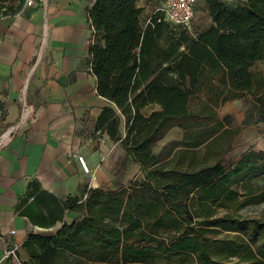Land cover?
Here are the masks:
<instances>
[{"label":"trees","instance_id":"trees-1","mask_svg":"<svg viewBox=\"0 0 264 264\" xmlns=\"http://www.w3.org/2000/svg\"><path fill=\"white\" fill-rule=\"evenodd\" d=\"M138 1H95L90 57L98 94L113 103L96 132L120 143L144 178L66 200L31 182L17 212L40 228L63 225L28 236L25 264H264V209L241 213L264 205V150L229 165L202 155L231 127L225 104L249 98L245 123L264 124V71H253L264 63V0H205L210 22L199 31L160 11L144 22ZM25 3L0 0V17ZM175 127L182 139L156 153ZM67 212L81 217L67 223Z\"/></svg>","mask_w":264,"mask_h":264},{"label":"crops","instance_id":"crops-1","mask_svg":"<svg viewBox=\"0 0 264 264\" xmlns=\"http://www.w3.org/2000/svg\"><path fill=\"white\" fill-rule=\"evenodd\" d=\"M95 1L34 0L17 14L0 17V136H11L0 149V261L9 244L17 247V259L0 264H25L28 236L52 235L63 225L40 228L17 212L31 182L62 200L86 186L111 190L106 183L117 161L127 157L120 143L96 132L100 114L113 103L98 94L91 69L88 14ZM165 2L139 0L142 21L148 22ZM201 7L205 20L197 23L199 28L210 22L205 0H198L197 11ZM25 113L28 120L20 123ZM79 155L87 159L91 174L82 171ZM80 217L67 212L65 221Z\"/></svg>","mask_w":264,"mask_h":264},{"label":"rangeland","instance_id":"rangeland-1","mask_svg":"<svg viewBox=\"0 0 264 264\" xmlns=\"http://www.w3.org/2000/svg\"><path fill=\"white\" fill-rule=\"evenodd\" d=\"M198 13V14H197ZM196 13V18L193 23V29L199 31L197 26L200 21L205 20L203 7ZM253 71H264V63H257ZM249 99L235 101L226 104L220 108V116L222 118L230 117L232 120L231 127L227 130L224 136L215 144L203 151V156L208 160H213L219 155H223V162L227 165L235 162L240 154L248 149L261 150L264 149V124H247L245 120L252 109ZM155 106L147 107L143 110L144 114H149L154 110ZM183 137L182 130L175 127L173 128L166 138L160 141L154 148L156 153H160L175 141H180ZM230 150V151H227ZM179 151L176 149L173 154L166 160V165L173 166L174 153ZM226 153V154H225ZM179 156L176 161L179 160ZM175 161V162H176ZM168 163V164H167ZM171 163V165H169ZM175 164V163H174ZM144 173L142 169L135 164L129 157L119 159L115 165L110 182L106 183L107 188H119L126 186L134 180H143ZM264 205H252L241 213L249 217H257L261 215Z\"/></svg>","mask_w":264,"mask_h":264},{"label":"built area","instance_id":"built-area-1","mask_svg":"<svg viewBox=\"0 0 264 264\" xmlns=\"http://www.w3.org/2000/svg\"><path fill=\"white\" fill-rule=\"evenodd\" d=\"M34 0H26V5L32 6ZM198 0H166L165 6L160 10L164 14V19L171 26L175 28L187 29L189 31L193 30V23L196 18ZM89 22L91 25L90 17L88 14ZM93 31V28L91 27ZM93 38L91 40L90 47L93 45ZM27 109V107H26ZM28 120L27 113L24 114L20 123ZM11 140L10 135L0 136V149L7 146ZM78 162L82 171L85 174H91V169L88 165L87 159L83 155L78 156ZM15 231H11L10 234H14ZM8 258L17 259V247L9 244L5 251L3 258L0 263Z\"/></svg>","mask_w":264,"mask_h":264}]
</instances>
